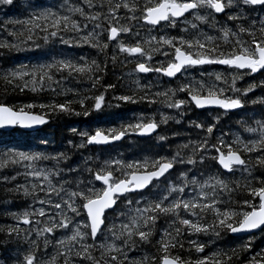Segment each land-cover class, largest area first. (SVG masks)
<instances>
[{
    "label": "snow or ice",
    "instance_id": "snow-or-ice-1",
    "mask_svg": "<svg viewBox=\"0 0 264 264\" xmlns=\"http://www.w3.org/2000/svg\"><path fill=\"white\" fill-rule=\"evenodd\" d=\"M12 3L13 0H0V5ZM257 6L264 12V0H143L142 3L140 0H79L76 3L62 0L61 4L53 7L32 4L33 11L26 19L9 21L21 25V28L18 34L10 30L13 42L0 41V47L15 49L18 46L15 41H31L34 33H42L45 42L59 37L62 44L88 45L98 50L104 59L101 62L96 58L90 61L84 57L53 58L51 62L31 67L18 65L7 70L3 78L6 85L15 83L21 90L27 88L36 92L47 87L54 91L52 86L59 73L60 81L83 77L90 80L95 88L102 79L101 74L107 71L108 63L115 64L119 54L127 53L135 59L133 72L137 73L155 71L173 77L182 69L213 63L245 71L229 73L232 76L229 87H217L215 83L201 79L182 83L178 89L168 88L151 95L148 92L140 96L136 92L119 95L117 99L121 101L147 99L155 102L162 96L164 100L161 103L178 110L188 103L198 108L216 105L225 110L238 108L246 102L264 105V95L256 100L243 98L244 94L258 87L255 81L243 88L235 86L243 75L264 71V16L253 15ZM76 14L79 20L74 18ZM220 16L224 19L220 20ZM140 21L154 28L162 23L170 27L183 23L184 27L176 36L149 34L147 39H136L140 33L134 32V28ZM204 26L213 34H208ZM185 32L194 35L185 36ZM124 34L133 42H126ZM217 41H223L228 50L225 51ZM165 46L167 51H162ZM109 49L112 52L110 61ZM156 53L165 56V60L153 68L148 61ZM214 79L229 84L219 72L214 74ZM135 83L136 88L142 91L151 87L150 84ZM259 86H264V78L259 81ZM103 87L110 89L114 85L104 84ZM229 90L233 95L225 96ZM68 91L75 94L73 89ZM177 91L187 92L189 99H176ZM88 99L93 100L92 108L100 109L104 93L78 100L41 103L39 107L71 114L74 103L83 107ZM36 106L28 104L17 108L0 103V126L44 123L45 115L29 110ZM82 114L87 116L88 111ZM172 118L162 113L159 122L149 117L123 125L120 129H109L107 133L101 129L80 131L81 142L74 145L69 140L68 144L79 149L85 144L118 140L127 131L151 133L158 123H166ZM192 123L205 133L204 137L177 145L170 156L156 155L131 161L112 158L101 161L99 157L88 156L74 165L62 167L61 162L70 159L67 151L52 154L0 153V168L27 161L24 175L32 178L27 181L28 187L15 185L14 189H6L22 192L32 199V205L10 214L13 219L28 225L27 229L19 223L0 226V231L28 245L18 252V258L12 264H231L237 256V248L216 250L205 255L206 244L190 237L200 233L214 236L221 232L249 233L248 242L237 247L243 251L251 248L253 236L250 230L264 226V115L253 120L255 127L244 125V131L255 134V138L243 139L235 135L231 143L221 137L212 142L215 124ZM70 130L76 132V129ZM157 138L161 141L166 139L164 135ZM197 157L202 163L212 160L231 178H226L219 169L215 172L209 170L206 177L200 173V178L190 171L175 170L177 164L196 163ZM37 160L54 163L51 167H36L33 162ZM169 170L178 171L174 179L169 178L172 175ZM237 171L240 177H236ZM166 173L169 175L165 176ZM0 179L7 182L14 177L0 176ZM158 221L163 223L158 226ZM58 230H63L59 237L55 235ZM184 233L189 234L187 243L190 249L200 254L198 258L185 259L173 251L183 249ZM50 245L51 253L42 251ZM146 245L154 251H146ZM133 250L142 254L130 256ZM0 264H5V261L0 260ZM245 264H264V249L246 259Z\"/></svg>",
    "mask_w": 264,
    "mask_h": 264
},
{
    "label": "trees",
    "instance_id": "trees-1",
    "mask_svg": "<svg viewBox=\"0 0 264 264\" xmlns=\"http://www.w3.org/2000/svg\"><path fill=\"white\" fill-rule=\"evenodd\" d=\"M72 3L79 2V0H70ZM142 3L143 0H140ZM62 0H13L11 5H0V41L13 42V37L9 35L10 30H15L17 34L21 28L19 24H12L9 21L23 20L33 9L30 7L32 4H37L42 7L58 6ZM256 17L264 16L257 7L256 12L253 14ZM80 19L78 14L74 16ZM220 20L224 17L220 16ZM162 25V24H161ZM160 25V26H161ZM184 24H179L177 27L164 26L162 29H153L148 34L142 35L140 39H147L151 35H171L176 36L180 34V29ZM259 27V25H257ZM204 29L208 34H213L206 26ZM91 30V25H89ZM40 35L33 34L31 41H24L17 43V48H3L0 47V103H7L11 106L19 108L20 106L35 104V108L29 109L34 114L45 115L48 123L35 132H23L15 129L10 132L0 131V153L8 151H23L26 153L40 152L44 154H52L58 151H67L70 159L62 161L61 166L65 164H75L88 156L94 159L99 157L102 161L104 159H118L122 161L131 160H144L145 158H154L156 155L170 156L175 151L176 146L188 141L198 140L204 137L205 133L193 126L192 122H204L205 124L211 122L215 124L214 132L211 135L212 142L216 141L217 137H221L226 142L231 143L235 135H240L243 139L255 138V134L247 133L244 131V125L255 127L253 120L260 119L264 115V105L260 103H244L240 111L233 113H224L220 110L212 111H197L191 103L185 104L179 110L175 108H168L165 103L160 101L164 97H157L155 102H150L147 99H137L135 102L121 101L117 99L119 95H131L136 92L137 96L143 95V92H148L150 95L157 91H164L165 89H178L182 83H189L190 81H204L215 83L217 87H229L232 77L230 72H236L234 69L221 67L218 63L196 65L186 68L177 76L173 81H168L160 73L152 71L144 76L133 72L135 63L128 59L126 53L119 54L115 64L109 62L107 71L102 73V79L95 88L92 87L90 80L83 77L74 78L70 77L67 80L60 81L59 73L56 74L57 82L53 83V90L47 87L41 91L37 90L32 92L30 89H23L16 87L15 83L6 85L3 76L7 70L15 69L18 65L34 66L51 62L53 58H80L84 57L89 61L93 58L103 61L104 57L98 50L91 48L88 45H74L62 44L59 37H52L47 42ZM67 35H73L68 33ZM185 36L191 37L194 35L192 32H185ZM22 40L23 37H20ZM221 44L225 51L228 50L227 45L223 41H217ZM118 51V50H117ZM162 51H167L165 46ZM112 55L111 49L108 50L109 61ZM127 58V62L125 59ZM165 60V56L156 53L150 60V65L155 68L159 67L160 63ZM223 74L229 84L225 85L224 81H215L214 73ZM240 72V71H239ZM244 72V71H242ZM209 74H212L211 76ZM67 75V73H65ZM264 78V71L256 75L245 74L242 78L236 81L237 88H243L248 83L255 81L258 87L252 89L249 93L244 94L243 98L248 100H256L258 97L264 95V86H259V81ZM11 79V77H9ZM27 79V77H25ZM136 81L142 85H151L150 88H145L143 91L136 88ZM104 84H112L113 88L105 89ZM68 89L75 90L69 92ZM63 92V94H61ZM104 93V100L100 109L92 108V99H88L85 105L81 107L79 103L72 105L74 112H52L41 109L39 104H49L52 101L63 102L65 99L78 100L82 97H92ZM225 96L233 95L229 90L224 93ZM176 99L188 100L187 92L177 91L175 94ZM90 109V110H89ZM83 111H88V115H83ZM80 113V114H77ZM173 117L168 119L166 123H158L156 133L151 138H139L136 136L137 132L127 131L126 137L117 144L107 146H89L85 144L84 147L76 149L68 144L71 140L73 144H79L81 137L80 131L94 132L96 129H101L108 132L109 129H120L123 125L135 123L139 119L152 118L157 122L160 121L161 114ZM218 117V119H215ZM70 129H76L72 132ZM223 133V135H221ZM175 134V135H174ZM164 135L165 140L161 141L157 137ZM211 151V150H210ZM24 161L21 164L9 165L6 168H0V176L14 177L7 182L0 179V226H14L19 223L22 228L27 229L28 225L23 224L22 221L13 219L11 213H17L32 205V199L25 196L22 192L6 191V189H14L15 185H24L28 187L27 181L32 178L24 175L27 164ZM36 167H51L53 161L37 160L33 162ZM175 170L190 171L200 178V173L206 177L209 170L215 172L219 169L212 160L208 159L205 162H200L198 157L196 163L192 165L177 164L174 166ZM172 170L169 178L174 179L178 171ZM220 172H223L219 169ZM20 173V175H17ZM224 173V172H223ZM169 175V174H168ZM167 175V176H168ZM240 172L237 171L236 177H240ZM226 178H231L225 174ZM164 180V178L162 179ZM155 190V189H153ZM147 196V193H144ZM137 199L139 197L137 196ZM39 207V205H33ZM163 221H158V226ZM63 230H58L55 235L59 237L62 235ZM253 239L250 241L251 248L247 251L239 249L237 246L241 243L248 242L247 237L235 238L230 236L229 233L221 232L219 236L209 234H193L192 240H198L205 243L206 247L203 254L207 255L216 250H228L237 248V256L233 258L231 264H245V260L251 258L261 249H264V229L252 235ZM189 238L188 233H184V247L183 249L176 248L173 251L180 255L182 258L192 259L198 258L200 254L196 253L194 249H190L187 243ZM28 247L26 242L16 240L14 236H9L5 231H0V260L5 261V264H12V261L18 258V252H22ZM148 252L154 251L151 246H144ZM43 252L51 253L52 246L48 249H42ZM142 253L138 250H133L129 253L130 256H140ZM46 259V256H42Z\"/></svg>",
    "mask_w": 264,
    "mask_h": 264
},
{
    "label": "water",
    "instance_id": "water-1",
    "mask_svg": "<svg viewBox=\"0 0 264 264\" xmlns=\"http://www.w3.org/2000/svg\"><path fill=\"white\" fill-rule=\"evenodd\" d=\"M258 7V6H257ZM145 23V22H144ZM219 66L221 67H227V68H230L229 66L227 65H222V64H219ZM230 69H233V68H230ZM236 70V69H235ZM183 71V69H182ZM181 71V72H182ZM237 71H245V70H237ZM181 72L179 73H176L175 76L173 77H169V76H166L165 74L161 73V75L163 77H165L168 81H173L177 76H179L181 74ZM261 71H258L257 73H259ZM150 73V72H148ZM148 73H138L139 75H146ZM257 73H252V75H256ZM189 99V97H188ZM191 105L197 110V111H212V110H220L224 113H233V112H237V111H240L242 106L238 107V108H235V109H228V110H225V109H222L220 108L219 106H216V105H209V106H205V107H201V108H198L195 106V104L191 103ZM48 123V119H46V121L42 124H36V125H31V126H21V125H7V126H0V131H3V132H10L12 130H15V129H18V130H21L23 132H35L37 130H39L40 128H42L43 126H45L46 124ZM156 133V129L153 130V132L151 133H146V134H141L139 132L136 133V136L139 137V138H142V139H145V138H151L154 134ZM126 137V135L122 136L120 139L118 140H112V141H109L107 143H100V144H88L89 146H107V145H111V144H117V143H120L124 138ZM219 167V166H218ZM225 174H227L226 170H223L221 169ZM169 172L171 173L172 170H169ZM168 173L165 174V176H167ZM164 177H161V180L163 179ZM144 190H141V192H143ZM262 229H264V226H261L259 229H252L250 230V234L251 235H254L256 234L257 232L261 231ZM230 236L232 237H235V238H241V237H247L249 233H229Z\"/></svg>",
    "mask_w": 264,
    "mask_h": 264
},
{
    "label": "rangeland",
    "instance_id": "rangeland-1",
    "mask_svg": "<svg viewBox=\"0 0 264 264\" xmlns=\"http://www.w3.org/2000/svg\"><path fill=\"white\" fill-rule=\"evenodd\" d=\"M181 24H183V23H181ZM164 26H167V25L162 24L161 26L156 27L155 29H158V28H159V29H162V27H164ZM153 29H154L153 26L146 25L143 21H140L139 25H137V26L134 28V32H139V33H140V35H139L138 37H136V39H140V37H141L142 35L148 34V33H149L151 30H153ZM124 39L126 40V42H129V43L133 42L132 39L129 38L127 34H124ZM126 54H127V53H126ZM127 56H128V59H129L131 62H134V63H135V59H133L132 57H130L128 54H127ZM148 63L150 64V61H148ZM230 73H232V72H230ZM214 74H215V73H214ZM182 75L185 76V75H186V72L184 71ZM230 76H231V75H230ZM231 77H232V76H231Z\"/></svg>",
    "mask_w": 264,
    "mask_h": 264
},
{
    "label": "bare ground",
    "instance_id": "bare-ground-1",
    "mask_svg": "<svg viewBox=\"0 0 264 264\" xmlns=\"http://www.w3.org/2000/svg\"><path fill=\"white\" fill-rule=\"evenodd\" d=\"M146 24V23H145ZM147 25V24H146ZM151 26V25H150Z\"/></svg>",
    "mask_w": 264,
    "mask_h": 264
}]
</instances>
